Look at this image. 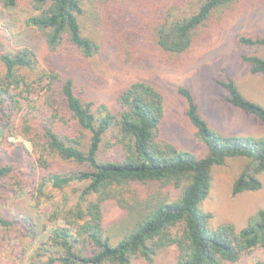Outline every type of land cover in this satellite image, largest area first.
I'll use <instances>...</instances> for the list:
<instances>
[{
	"label": "trees",
	"instance_id": "16d2710c",
	"mask_svg": "<svg viewBox=\"0 0 264 264\" xmlns=\"http://www.w3.org/2000/svg\"><path fill=\"white\" fill-rule=\"evenodd\" d=\"M3 2L16 5L15 0ZM243 7L260 10L264 0H30L21 22L49 57L76 59L70 71H62L48 57L42 62L32 47H10L0 40V155L7 157L12 150L20 156L0 162V198L31 186L39 203L77 185L75 200L65 195L53 202L49 219L63 223H54L41 244L50 253L49 263L154 264L166 253L167 264H232L264 248V208L238 229L232 223L212 227V214L201 208L212 167L227 159L249 162L234 179L232 195L261 187L264 135L214 130L191 88L181 84L175 90L205 152L181 149L162 136L160 91L129 74L137 66H153V59L177 64ZM239 31L233 38L239 59L264 80V35ZM91 57L114 75L130 76L119 81L108 102L90 96L78 83ZM219 76L223 100L264 125V105L245 97L228 71ZM11 137H21L32 149ZM54 155L73 167L48 172L36 182L35 167L47 168ZM135 184L149 187L133 190ZM171 189H178V195L172 197ZM108 201L124 212L119 236L103 225ZM19 219L29 229L32 221ZM14 223L0 215L2 228Z\"/></svg>",
	"mask_w": 264,
	"mask_h": 264
},
{
	"label": "rangeland",
	"instance_id": "374dc122",
	"mask_svg": "<svg viewBox=\"0 0 264 264\" xmlns=\"http://www.w3.org/2000/svg\"><path fill=\"white\" fill-rule=\"evenodd\" d=\"M15 4L7 6L0 0V40L10 47L28 45L37 51L42 62L48 57L54 60L62 71H70V62L76 58L69 60L64 55L60 59L57 56L49 57L43 43L21 22L28 14L30 0H15ZM242 9L244 12L237 14L238 16L236 13L228 16L223 21V26L216 25L208 43L196 46L177 64H160L153 59V66L145 64L129 72L135 78L140 77L151 82L160 91L164 99L162 136L181 149L197 154L205 152L204 146L194 136V128L184 115V100L175 90L176 86L181 84L191 88L204 119L214 130L250 137L264 135V125L260 120L223 100L224 90L216 81L220 72L228 71L245 97L264 105V80L258 75L250 74L247 66L239 59V49L233 41L234 33L239 29V32L264 35V7L255 11L251 8ZM236 11L238 12V7ZM86 62L87 66L83 68L85 72L78 77V83L87 90V94L100 102L109 101V94L115 91L120 80L130 79V76L123 72L114 75L105 68L98 57H91ZM10 140L23 143L28 150L32 149L21 137H11ZM12 156L20 159V156L11 150L7 157L0 155V162L13 160ZM48 158L47 168L35 167L36 182L48 172H62L73 167L72 162L59 156ZM248 163L246 158L238 157L227 159L224 164L212 167L211 186L201 203V208L212 214V227L232 223L237 229L241 228L257 216L258 210L264 208V171L258 175L261 181L259 189L236 195L231 193L234 179ZM75 186L77 185H69L62 192H56L52 199L39 203L31 186L16 195L0 198V215L15 220L7 229L0 226V264H54L48 262L50 253L44 252L41 244L55 224L63 223L61 219H49L53 202H59L58 199L65 195L72 201L75 200ZM148 187L146 184H135L132 189L144 192ZM170 192L172 197L178 195V189H171ZM20 216H27L30 219L28 220L32 221L29 229L28 223L19 219ZM123 218L122 208L114 201L103 205V225L108 233L119 236ZM169 259V254L165 253L160 255L154 264H167ZM258 259L264 260V248L256 249L232 264H256Z\"/></svg>",
	"mask_w": 264,
	"mask_h": 264
}]
</instances>
